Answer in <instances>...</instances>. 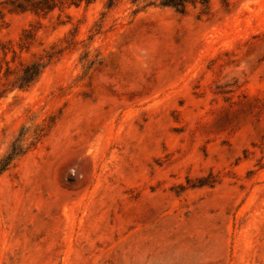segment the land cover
I'll return each mask as SVG.
<instances>
[{
    "label": "rangeland",
    "instance_id": "1",
    "mask_svg": "<svg viewBox=\"0 0 264 264\" xmlns=\"http://www.w3.org/2000/svg\"><path fill=\"white\" fill-rule=\"evenodd\" d=\"M19 1L0 0V264H264V0Z\"/></svg>",
    "mask_w": 264,
    "mask_h": 264
},
{
    "label": "trees",
    "instance_id": "2",
    "mask_svg": "<svg viewBox=\"0 0 264 264\" xmlns=\"http://www.w3.org/2000/svg\"><path fill=\"white\" fill-rule=\"evenodd\" d=\"M48 1V0H47ZM78 1L82 0H49L48 2H44V0H27L26 2L23 0H20L18 3L14 6V8L19 10H26L31 9L34 11H39L40 9H52L57 4L62 5L66 2L70 3H76ZM90 2L91 0H86ZM207 1V0H203ZM54 53L48 52L45 57H47V61L43 60V57L40 58V60L32 61L30 63H26L23 67L21 75L17 79V86L20 88L29 86L33 81L36 80V78L41 73L42 69L49 63V61L54 57ZM19 146L15 145L12 147V150L2 159L0 162V172H2L8 164L11 162V160L18 154Z\"/></svg>",
    "mask_w": 264,
    "mask_h": 264
}]
</instances>
